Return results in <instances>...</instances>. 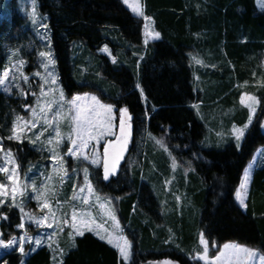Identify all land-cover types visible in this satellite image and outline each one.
Instances as JSON below:
<instances>
[{
  "label": "trees",
  "instance_id": "1",
  "mask_svg": "<svg viewBox=\"0 0 264 264\" xmlns=\"http://www.w3.org/2000/svg\"><path fill=\"white\" fill-rule=\"evenodd\" d=\"M15 1L0 0V71L6 63V50L27 39L25 17ZM36 2L39 13L47 18L64 93L92 91L118 108L127 106L134 119L128 155L135 151L131 142L137 139L138 130L146 128L152 136L164 138L176 157L192 165L187 184L179 185L185 193L181 209L171 199L163 211L156 202L167 165L150 145L143 154L142 167L132 170L129 183L123 164L109 182L103 181L101 168L97 170L101 176L98 185L117 200L118 220L133 244L128 264L154 257L200 264L186 257L199 248V232L211 245L235 242L264 253V163L253 171L245 211L234 197L245 166L255 151L264 147L260 130L264 69L259 60L264 52V6L259 10L256 0H142L144 16L160 34L159 40L145 46L142 20L120 0ZM105 47L112 59L100 52ZM137 83L148 97L147 104L135 87ZM242 94L260 100L255 118L240 148L231 138L218 144L215 132L228 133L232 125L240 127L247 122L248 112L239 104ZM27 97L0 91V140L21 167L28 160L35 161L38 153L27 143L18 144L7 137L14 118L24 115L31 104ZM146 107L150 118L144 116ZM151 163L156 165L154 172ZM142 171L149 188L142 183ZM0 212L9 216L0 221V232L7 240L20 218L8 207ZM168 251H173L172 255ZM63 252V264H125L115 248L90 232L76 237L75 246L72 241ZM54 262L46 246L25 257L12 250L0 258V264Z\"/></svg>",
  "mask_w": 264,
  "mask_h": 264
},
{
  "label": "rangeland",
  "instance_id": "2",
  "mask_svg": "<svg viewBox=\"0 0 264 264\" xmlns=\"http://www.w3.org/2000/svg\"><path fill=\"white\" fill-rule=\"evenodd\" d=\"M121 3L127 7L131 13L140 18L143 22L142 26V34H143V43L145 46L152 44L159 40V38H154V33H156L152 21L148 18L145 19V16H140L136 12L133 11V8L137 6V0H128V3H125L124 0H120ZM16 8L20 12L21 15L25 17L26 21V35L27 39L24 40L21 44L18 45V47L11 48L9 47L8 50H6L7 53V58H6V63L3 67V69L0 71V76H2V73L5 69H10V76L15 73L17 76V79L9 80V86L10 90L9 92H5L3 86H0V91L6 93V94H11V93H16L20 98H22V95L20 94V91L12 86L14 84L20 85L25 92V97L23 98H28L27 96H30L29 98L31 99V107L36 108L37 107V100L39 99L40 101V107H43L46 103H48L52 99H59V93L62 90L60 83L58 82V77H57V72L56 68L54 69L55 74H56V80L57 83L55 85H50L52 88L56 89L55 93H50L48 96H41V88L43 87L45 91L48 90L49 85H45L44 81L41 79V77L44 75L45 70L44 68L40 65V57H39V52L40 51H49L52 49H49L47 45L50 43V35L48 31V26L44 27V25H47V18L45 16H42L39 11H38V5L36 2V15H35V23L33 22V16H32V11H33V0H16ZM256 5L259 10H261L264 6V0H256ZM139 7L142 8L143 10V3L142 0H139ZM147 25V27H145ZM43 37V39L41 38ZM105 48L101 49V53L105 54L108 56L110 59V52L104 51ZM15 53V55H13ZM23 60L25 61L23 67L19 68V71H17V68L19 66V61ZM260 60V66L262 69H264V52L260 54L259 56ZM198 61V60H197ZM196 61V62H197ZM201 64V62H200ZM30 68L29 70H27ZM20 72H23L24 75L29 77V82L25 83L24 80L20 77ZM39 72L41 75L37 76L35 73ZM63 91V90H62ZM64 92V91H63ZM33 93H36V95H33ZM85 94H88L89 96L95 95L101 103L104 104H112L108 103L106 101H103L101 98L98 97L97 94H95L92 91H83L80 93H75L73 95H66L64 93V96L66 99H71L73 96L76 95H81L84 96ZM247 96H254L251 94H246ZM245 94H242L240 99H239V104L246 108L248 112V119L247 122L243 126H236L232 125L231 128L229 129L228 133L224 132H215V136L218 139L217 143L222 144L226 142L229 138H231L234 141V144L237 148H240L241 143L243 141L244 135L246 134L247 130L249 129L251 123L253 122L255 115L258 111L259 105L256 107L255 114L251 118V123L249 124V116H250V110L244 106V104H241V98L244 97ZM256 97V96H254ZM257 98V97H256ZM258 99V98H257ZM259 100V99H258ZM247 102V100H246ZM85 103H91V100L89 99ZM115 108H118L115 106ZM195 109L198 114H200V105L197 104L195 106ZM58 110L57 105H53L52 111L47 113V116L51 118L54 113ZM43 114H40L37 117V123L38 127L33 129L32 131H27L26 130V135L23 140V143H27L30 147H32L37 153H38V158L35 161L28 160L24 166L21 167L16 155L13 153V156L15 157L16 163L20 165L19 168V185L23 186L26 185L27 187L24 189V195L21 196L19 193L16 195L15 200L16 204L20 205L21 202L23 203L24 206V213H21L19 210V207H12L10 205L13 204V199H12V193H11V187L12 185L10 182H8L5 178V174L0 173V182L8 184V191L5 196H0V199H5V205L4 207H8V209H13L17 212L19 218H20V223L24 224V228L21 229L16 225L13 229L14 232L11 234V237H16V244L12 247L8 248H3L0 247V258L2 257L3 254L10 252L12 250L17 251L20 253L23 257L27 256L29 253H33L36 251V249L46 246L51 250L52 256L55 255L56 259L54 260L55 264H59V261L61 259L60 252L63 250V247H66L67 245L71 244L73 241L72 238L69 236V233L72 231V229L68 226H63V231H59V228L54 225L53 228H42L38 227L34 221L31 219L32 216H35L37 218H42L45 215H49V209L43 208V203L48 202L51 205V208L53 211L56 213V217L59 220L61 217L63 219H66L71 222V215L73 210H76L78 213L79 212H85L88 214V217H94L96 220L97 224H102L103 229H107V233L103 229L96 228L95 225H93L95 231L90 232L97 238H99V235L96 234V232H99L100 235H105L107 236L108 233H114V234H123L126 235L125 229L122 227L120 224L118 217H117V212H116V199L112 197L111 195L104 193L100 189V182H99V173L98 169L94 166H92L88 161H77L74 160L72 157L66 155L67 148L70 147V141L68 140V134L71 132V116L72 113H69L67 111V107L65 106V111L63 113V118L59 120H53L52 126L48 127V125L45 123L44 119L42 118ZM17 117H23L25 120H32V112L31 108L28 109V111H25L24 115H17L14 121L17 120ZM118 124V119L116 121ZM247 125V127H245ZM13 127V125H12ZM59 127L61 131V136H62V144L59 147L57 153L58 156H62L64 159V168H67L68 170V175L65 176L64 172L62 169L59 167V161L56 163L53 162L52 160V155L54 154L51 149L56 147L55 145V129ZM47 128V131L45 129ZM12 129V128H11ZM234 129H243L244 130V135L240 140L236 139V132ZM260 130L262 133H264V119L260 122ZM41 131H44V135L40 137L39 141H36L35 143H31L30 139L35 140V135L39 134ZM209 133H211V129L208 128ZM150 133L147 132L146 128H140L138 130V136L137 139L134 142H131L134 144L135 151L134 153L128 155L127 150L130 145L127 146V150L125 152V158L124 160L121 161V165L123 164V174L126 179V181L129 183L130 181V176L132 174L133 169H138L142 167V158L143 154L147 150V147L150 145V148L153 152H155L158 155H161V157L165 160L166 165H167V171L168 173L166 175H162L160 178V183L158 185L159 191L157 193H160V200L159 202H156L157 205L159 206V209L163 211L164 207L167 208V204L169 205V202L171 199L174 200V203L178 209V207L181 209L183 203H184V197L185 193L183 190L179 188L180 182L183 184H187L188 182V174H190L193 171L191 163L180 157H176L173 150L169 148L167 142L165 141L164 138L162 137H154L152 135H149ZM11 135V133H10ZM53 138V144L48 145L47 140L49 137ZM108 139H115L114 137H108ZM131 140V138H130ZM162 141L164 147H161L160 144H158L156 141ZM14 142H17L18 144H22L16 140H12ZM2 142L3 147H4V152H0V165L4 164V154L8 150V148L4 145L3 141ZM205 141L204 145H208ZM104 141L101 140L100 142V147L102 150V145ZM165 148L167 151H165ZM127 154V155H126ZM173 159L175 160V163L177 167L175 170L172 168L173 164ZM161 160V159H160ZM162 161V160H161ZM264 163V147H259L255 153L253 154L251 160L247 163L245 166L239 185L237 186L236 191L239 189L240 184L243 182V177L244 173L247 170L250 174V180L248 183V190H247V196L249 192V186H250V181L251 177L253 174V171L255 169H258L261 165ZM10 168L12 167L11 164L8 165ZM87 167L89 169V179L91 180L94 188L96 189L97 193L101 196V200H103L105 197L108 198H114L113 203L111 205V208L116 216V221L111 220L107 213L103 211L100 207L97 206L96 198L95 196L90 197L89 204L85 205L82 200L79 198L81 196L79 192V188L83 186L84 182V173H83V168ZM150 171L152 172L156 171V165L153 163L150 164ZM121 168V166H120ZM73 169H76V171H72ZM102 170V175H103V169ZM120 171V169H119ZM148 177L150 176L151 172H149ZM117 176V175H116ZM144 180V181H143ZM146 176H143V171H142V183L146 187H150L148 184L145 182ZM152 182V181H151ZM33 184L35 185L36 191L33 190ZM99 184V185H98ZM142 184V185H143ZM74 186H75V192H74ZM146 189V188H145ZM147 190V189H146ZM40 193L41 198L38 201L36 199V195ZM147 193V191H145ZM152 193V191H151ZM153 194V193H152ZM159 195V194H158ZM77 197V199H73V197ZM235 200L239 207L241 208L242 211H245V206H242L239 201L237 200L235 194H234ZM143 198H146V195L144 194ZM179 198V199H177ZM247 199V197H246ZM246 199H245V205H246ZM150 202V201H149ZM1 209V208H0ZM159 212L161 213V211ZM164 217V216H163ZM162 218V217H161ZM165 219V218H162ZM4 220L2 217H0V221ZM117 222H118V227H117ZM89 231L85 230L84 234ZM1 233V232H0ZM55 233V234H54ZM198 234V249H194L196 252L192 251L186 257L189 260H193L195 262H198L200 264H205L203 260H199L198 257L199 255L203 254V249L204 245L200 243V236L202 232H199ZM27 234L33 239V243L29 244L27 241L24 243V253H21L19 249V238L21 236H25ZM52 236V239L49 240L48 237ZM39 237L42 240V245L37 247L34 243L35 239ZM80 237V236H76ZM75 237V238H76ZM4 238V234H3ZM5 239V238H4ZM100 239V238H99ZM129 239V238H128ZM101 241L107 243L109 246L113 247L112 244H109L106 239ZM131 241V239H129ZM224 244H232V245H238L235 242H227ZM224 244H208L209 248V258L214 259V256L219 254L220 251H223V245ZM51 245V247H49ZM240 247L248 248L251 250H254L257 252V257L255 258V264H260L259 262V255L264 254L259 248H250L247 246L243 245H238ZM115 248V247H113ZM55 249V252L53 251ZM119 254V257L123 261V258L121 257L119 251L117 248H115ZM229 253L233 256V264H252V262L247 258L246 253H240L236 252L233 253L231 249L228 250ZM173 251H168L167 253L169 255H172ZM131 259L128 261L130 263L132 261L133 257V247L131 249ZM157 254V253H156ZM155 254V255H156ZM156 258V259H155ZM147 259V258H145ZM170 261L172 264H178L175 260L171 259L170 257L167 258H158L154 257L153 259H147L145 262L141 264H149V262H153V264H163V261ZM124 262V261H123Z\"/></svg>",
  "mask_w": 264,
  "mask_h": 264
},
{
  "label": "snow or ice",
  "instance_id": "3",
  "mask_svg": "<svg viewBox=\"0 0 264 264\" xmlns=\"http://www.w3.org/2000/svg\"><path fill=\"white\" fill-rule=\"evenodd\" d=\"M125 3H128V0H124ZM133 11L138 15L143 16L144 12L142 8L139 7V0H137V6L133 8ZM35 15H36V0H33V22L35 23ZM148 19V17H145ZM47 27V25H44ZM147 27V25L145 26ZM160 34L158 32L154 33V38H159ZM43 39V37H41ZM49 49H51V44L47 45ZM105 52H108V48L105 47ZM15 55V53L13 54ZM40 65L44 68L45 73L41 77L44 81L45 85H49L48 90L45 91L44 88H41L40 95L48 96L50 93H55L56 89L52 88L50 85H55L57 83L56 74H55V64L56 59L51 50L49 51H40L39 52ZM115 63V61H113ZM25 61L20 60L19 68L23 67ZM200 63V61H197ZM35 75L40 76L39 72L35 73ZM20 77L24 80L25 83L29 82V77L24 75L23 72H20ZM17 79L15 73L10 76V69H5L0 76V86H3L5 92H9L10 86L9 80ZM16 87L22 96H25L24 89L18 85H12ZM137 89L140 90V95L147 104L148 97L145 96L144 90L139 83L135 85ZM36 95V93H33ZM91 100V103H85L88 100ZM247 100V102H246ZM241 104H244L250 110V116L248 123H251V118L255 114L256 107L260 104V100H258L254 96H247L245 94L244 97L241 98ZM57 105L58 110L54 113V115L49 118L47 116L48 112L52 111L53 105ZM40 101L37 100V107L32 108L31 104L27 105L25 111H28L31 108L32 112V120H25L23 117H17V120L14 121L13 127L11 129V135L7 137L8 140H16L20 143H23V140L27 131H32L33 129L38 127L37 117L40 114H43L42 118L48 127L52 126L53 120H59L63 118V113L65 111V106L67 107V111L72 113L71 116V132L68 134V140L70 141V147L67 148L66 155L72 157L77 161H88L92 166L96 168L103 169L102 179L105 182H109L111 177L116 176L120 166L121 161L125 158V152L127 150V146L129 144L130 138L133 135V125L134 119L133 115L130 113L129 108L127 106L115 108L113 104H104L101 103L100 100L95 96H89L85 94L84 96L76 95L71 99H66L64 96V92L61 90L59 93V99H52L48 103H46L43 107H40ZM154 110V109H153ZM145 118H150L147 107L144 112ZM118 119V124L116 123ZM247 127V125H245ZM47 131V128L45 129ZM236 132V139L240 140L244 135L243 129H234ZM44 135V131H41L39 134L35 135V140L30 139L31 143H35L40 140V137ZM151 135V134H149ZM108 137H114L115 139H108ZM101 140L104 141L102 145V150L100 147ZM158 144L161 147H164L163 142L157 140ZM48 145L53 144V138L50 136L47 140ZM62 144V136L59 127L55 129V145L56 147L52 148L51 151L54 153L52 155V160L54 163L59 161V167L63 170L64 175H68L67 168H64V159L62 156H58L57 151ZM165 151L167 149L165 148ZM0 152H4V147L2 142H0ZM11 164L10 168L8 165ZM177 167L175 160L173 159L172 168L175 170ZM19 168L20 165L16 163L15 157L11 149H8L4 154V164L0 165V173L5 174V178L10 184L13 204L10 205L12 207H19L21 213H24V206L21 202L20 205L16 204L15 197L19 193V195H24V189L27 187L26 185H19ZM72 171H76L73 169ZM84 173V182L83 186L79 188V192L81 196L79 197L85 205L89 204L90 197L95 196L97 206L103 209L104 212L107 213L108 217L116 221V216L111 208L114 198L105 197L101 200V196L97 193L94 188L91 180L89 179V169L87 167L83 168ZM250 180V174L246 170L243 177V182L240 184L239 189L236 191L235 196L239 203L242 206H245V199L247 197L248 183ZM33 190L36 191L35 185L33 184ZM75 192V186H74ZM8 191V184L0 182V196H5ZM41 198V194L38 193L36 195V199L39 201ZM73 199H77V197H73ZM179 199V198H177ZM5 199H0V208H3L5 205ZM43 208L49 209V215H45L42 218H37L32 216L31 219L38 227L42 228H53L56 225L59 228V231H63V226H68L72 229L69 233V236L73 240V246H75V237L83 236L84 231L87 230L89 232L95 231L93 225L96 228L103 229L102 224H97L94 217L89 218L88 214L85 212H77L73 210L71 215V222L63 219L61 217L59 220L56 217L55 211L52 210L51 205L48 202L43 203ZM135 207V206H134ZM0 217L4 220H8L9 216L3 212H0ZM19 228L23 229L24 224L20 223L18 225ZM118 227V222H117ZM107 233V229H103ZM55 234V233H54ZM99 235V238L104 240L106 239L109 244H112L113 247L117 248L123 261L125 264H128V261L131 259L132 253L131 249L133 247L132 242L128 239L127 236L123 234H114L108 233L107 236L100 235L99 232H96ZM49 240L52 239L50 235L48 237ZM27 241L29 244L33 243V239L25 234V236H21L19 238V251L24 253V243ZM37 247L42 245L41 238L37 237L34 241ZM200 243L204 245L203 254L199 255L198 259L203 260L205 264H233V256L229 253V249L232 250L233 253L240 252L246 253L247 258L255 264V258L257 257V252L248 248L240 247L238 245L232 244H224L223 251H220L219 254L214 256V259L209 258V241L205 239L204 234L201 233ZM16 244V237H10L7 240L3 238V233H0V247L8 248L12 247ZM51 247V245H49ZM55 252V249L53 250ZM65 253L61 250L60 255L63 257ZM55 260V255L53 256ZM260 264H264V254L259 255L258 257ZM59 264H63V260L59 261ZM149 264H153V262H149ZM163 264H172L170 261H163Z\"/></svg>",
  "mask_w": 264,
  "mask_h": 264
}]
</instances>
